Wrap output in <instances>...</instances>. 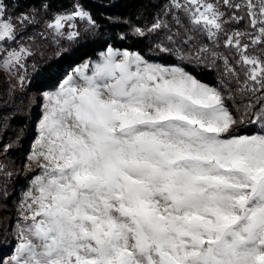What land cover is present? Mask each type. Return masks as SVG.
Masks as SVG:
<instances>
[{
	"label": "snow or ice",
	"instance_id": "snow-or-ice-1",
	"mask_svg": "<svg viewBox=\"0 0 264 264\" xmlns=\"http://www.w3.org/2000/svg\"><path fill=\"white\" fill-rule=\"evenodd\" d=\"M171 7L190 31L224 35L239 54L242 91L255 97L244 115L259 105L253 123L264 128V57L248 53L264 48V0ZM223 9L252 31L226 32ZM77 19L95 24L74 7L47 27L61 36L72 28L73 38ZM27 22H13L0 0V66L24 67L31 50L17 23ZM236 123L221 93L183 69L109 47L45 94L29 157L42 161L41 175L21 205L13 264H264V134L232 135Z\"/></svg>",
	"mask_w": 264,
	"mask_h": 264
},
{
	"label": "rangeland",
	"instance_id": "rangeland-1",
	"mask_svg": "<svg viewBox=\"0 0 264 264\" xmlns=\"http://www.w3.org/2000/svg\"><path fill=\"white\" fill-rule=\"evenodd\" d=\"M220 2L222 3V0H220ZM3 3L6 9V15L10 17L13 22L19 21L24 16L28 17L27 23H24L23 25L17 23V31L18 42L29 48L31 50V55L24 61L23 68L10 70L0 66V106L7 110L9 115H20L24 118V122L18 123L12 120L13 118L10 119L7 116L4 124H2L3 128L0 134V264H13L12 258L16 254L17 245L21 242V231L27 223L23 219V209L21 205L26 199L25 194L30 188H32L33 181L37 176L41 175L39 163H42V161L37 162L36 160L29 159V157L33 153L39 135L40 121L44 114L45 94L55 91L60 83L67 76L72 75L80 66L88 64L89 68H91L92 63L99 61L100 54L106 52L109 47L120 51L127 50L132 53H138L152 64L181 68L202 84L218 90L223 97L225 106L237 120L234 127L238 126V123L242 118L240 116L242 110L245 109V106H243V103L241 102L245 98L246 93L252 94L248 91H242L246 80V66L239 62L241 58L233 47L225 46L224 35H221L217 41L213 42L203 32L190 31L191 25L189 24L188 19L187 23H182V25L186 26H182L183 31L180 35L175 28L177 24L181 25V21L185 17V14L183 11L171 7L172 0L162 14L166 21L174 19L175 24H172L170 28L175 30V34L171 32L169 37H171V39L182 38V40H186L189 36L192 37L195 35L196 37L194 39L198 40V45L187 44V46H185L186 53L189 52L190 56L188 57H191L195 55L191 54V51H198L195 59L198 60L199 63H213L215 68L220 71L219 83H210L201 80L179 62H164L159 59L149 58L136 49L109 45L104 50H101L96 57L87 59L80 64L67 68L63 71L53 86H50L49 84L43 88H37L34 83L32 88L31 82L34 80L35 74L39 71V65L43 61H47L53 55L71 48L75 42L83 39L87 33L88 27L91 25L87 20L77 19L74 23L76 25L75 31L78 32V35L70 38V33L73 31L72 28H67L64 31V35L61 36L57 35L55 31L47 27L49 23L54 22L53 17L69 14L73 12L74 7H82L90 14V16L91 13L81 4H76L71 9L59 12L46 11V8L44 7L42 9L31 8L26 12L16 13V11L4 0ZM223 11L227 13L224 17L226 21L224 24L226 32H231L233 30L252 31L251 28L246 27L248 25L247 17L237 23L229 19L232 10L223 9ZM236 14L243 15V12H237ZM181 15L182 19L179 17ZM12 47L15 46L13 45ZM201 48H207L208 51L201 52ZM248 53L250 55L264 57V48L255 46L250 48ZM179 54H182V52L179 51ZM229 69H232V71H229ZM52 72L56 73L57 68H53ZM21 77H23V81H21ZM232 81L238 89H241L240 93L236 88H231ZM237 94L243 96V99L240 102L237 100L235 102L233 98V96H237ZM228 96L234 101L233 107L234 109L236 108L238 114L229 108L226 102ZM4 115H7V113H4ZM260 130L261 131L258 129V131L235 135L264 134V128H261ZM4 135H8L6 136V138L9 139L7 142H4L3 140ZM17 148H22V150L20 154L15 156L14 151ZM18 173L21 175L22 180L20 184L15 182ZM5 200L8 202H5ZM30 202L31 201H29V203Z\"/></svg>",
	"mask_w": 264,
	"mask_h": 264
},
{
	"label": "trees",
	"instance_id": "trees-1",
	"mask_svg": "<svg viewBox=\"0 0 264 264\" xmlns=\"http://www.w3.org/2000/svg\"><path fill=\"white\" fill-rule=\"evenodd\" d=\"M10 7H12L16 13L26 12L31 8L42 9L46 8V11L59 12L68 10L74 7L76 4H81L84 8L88 9L91 13L92 19L95 21L94 25H90L87 29V33L75 42L69 49H65L60 53L53 55L47 61H43L39 65V71L35 74L34 80L31 82V86L35 83L37 88H43L46 85L53 86L60 75L67 68L80 64L87 59L96 57L101 50L106 47L115 46L121 48L136 49L143 53L145 56L153 59H159L164 62H179L192 71L201 80L210 83H219V70L215 68V65L208 63H199L195 58L198 51H191L186 53L185 46L187 44L198 45V40L194 39L193 35L191 39L186 40L169 39L170 33L175 34V30L181 35L183 27L182 23H187L186 16L182 19V15L179 16L182 21L181 25L177 24L175 30L170 28L174 23V19L171 21L164 20L162 15L164 10L167 9L171 0H4ZM160 22L163 26L157 31H151L154 23ZM183 26V27H182ZM178 27V28H177ZM137 29L142 30L143 34H138ZM179 29V31H178ZM182 37V36H181ZM194 39V40H193ZM193 40V41H192ZM179 51L182 54H179ZM57 68V72L53 73L52 69ZM37 79V80H36ZM35 87V88H36ZM238 89L232 81L231 88ZM238 93V94H239ZM233 96L240 102L243 96ZM259 95V94H257ZM227 97V104L233 112H237L234 109V101L231 97ZM253 94L246 93L245 98L241 103L243 106L254 101ZM259 105H256L247 116L244 115L245 109L242 110L237 127H232L231 134H240L254 131H261V127L258 123H253V114L257 111ZM0 134L2 132V124L5 122V118L14 120L15 122L22 123L24 118L20 115H9V112L0 106ZM7 113V115H4ZM238 114V112H237ZM11 116V117H10ZM242 121V122H241ZM10 135V134H9ZM8 135H4L3 140L7 142ZM2 140V139H1ZM24 149V148H23ZM22 148H17L14 151V155L20 154ZM13 155V154H12ZM21 175L15 178L17 184L21 183ZM5 202H8L5 200Z\"/></svg>",
	"mask_w": 264,
	"mask_h": 264
}]
</instances>
